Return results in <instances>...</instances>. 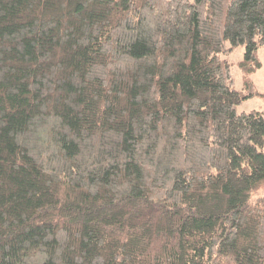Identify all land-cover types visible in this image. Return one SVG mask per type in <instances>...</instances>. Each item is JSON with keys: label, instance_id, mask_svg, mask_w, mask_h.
<instances>
[{"label": "trees", "instance_id": "trees-1", "mask_svg": "<svg viewBox=\"0 0 264 264\" xmlns=\"http://www.w3.org/2000/svg\"><path fill=\"white\" fill-rule=\"evenodd\" d=\"M261 48L264 0H0V264H264Z\"/></svg>", "mask_w": 264, "mask_h": 264}, {"label": "rangeland", "instance_id": "rangeland-1", "mask_svg": "<svg viewBox=\"0 0 264 264\" xmlns=\"http://www.w3.org/2000/svg\"><path fill=\"white\" fill-rule=\"evenodd\" d=\"M245 53V49L242 47L236 48L234 52L228 54L227 56H223L224 59L229 61L231 66V72L234 77L235 87L237 89L242 88L241 83V73L239 72L237 68V62L242 61L243 56ZM258 58L261 62V68L258 69V71L252 75V81L255 84L256 90L260 93H264V48H261L258 50ZM237 111L239 113H248L251 111H256L258 113H262L264 116V98H258V97H251L242 102L237 107ZM264 191L260 193V195H263Z\"/></svg>", "mask_w": 264, "mask_h": 264}]
</instances>
